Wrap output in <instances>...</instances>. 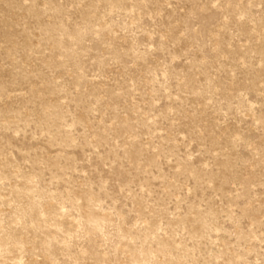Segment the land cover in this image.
Masks as SVG:
<instances>
[{
    "label": "rangeland",
    "instance_id": "rangeland-1",
    "mask_svg": "<svg viewBox=\"0 0 264 264\" xmlns=\"http://www.w3.org/2000/svg\"><path fill=\"white\" fill-rule=\"evenodd\" d=\"M0 264H264V0H0Z\"/></svg>",
    "mask_w": 264,
    "mask_h": 264
}]
</instances>
